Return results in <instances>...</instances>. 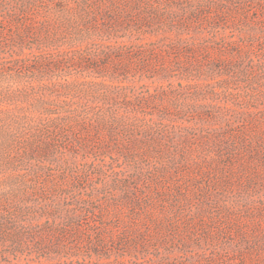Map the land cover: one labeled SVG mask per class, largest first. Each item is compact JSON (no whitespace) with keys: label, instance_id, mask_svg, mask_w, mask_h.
I'll use <instances>...</instances> for the list:
<instances>
[{"label":"trees","instance_id":"obj_1","mask_svg":"<svg viewBox=\"0 0 264 264\" xmlns=\"http://www.w3.org/2000/svg\"><path fill=\"white\" fill-rule=\"evenodd\" d=\"M3 6L14 14L0 20V36L8 22L20 45L30 36L54 37L55 21L82 9V25L71 31L102 37L104 50L91 67L99 74L135 69L160 81L178 77L181 86H208L216 78L227 85L233 65L240 67L256 43L264 53V0H0ZM206 28L238 31L244 39L217 42ZM115 89L102 96L117 109L150 110L147 116L162 107L158 95ZM235 111L226 127L207 135L199 123L182 125L177 134L162 116L147 127L146 140L129 137L122 146L100 138V123L78 125L86 147L122 158L129 168L110 188L59 204L50 226L27 234L37 241L36 252L56 254L48 264H264V109L250 103ZM128 117L134 127L147 126ZM192 139H204L198 156L211 143L215 157L195 159L188 152ZM137 141L154 145L164 165L146 170Z\"/></svg>","mask_w":264,"mask_h":264},{"label":"rangeland","instance_id":"obj_2","mask_svg":"<svg viewBox=\"0 0 264 264\" xmlns=\"http://www.w3.org/2000/svg\"><path fill=\"white\" fill-rule=\"evenodd\" d=\"M72 12L66 20L55 21L54 37L30 36L23 45L16 39L14 26L8 22L1 26L0 264H48L47 258H55L56 254L44 257L36 252L37 241L30 238L32 229L50 226L59 204L71 202L79 194L90 197L97 189L106 190L114 185L121 171H128L124 159L100 155L94 147H86L83 139H77V126L83 122L95 126L100 123V138L122 146L128 144L129 137L146 140V135L152 133L147 127L154 126L162 116L170 121V127L177 126V134L182 132L180 126L197 127L199 123L197 128L204 126L207 135L226 127L239 107L256 103L259 110L264 109V53L257 43L241 61V69L248 72H240V67L233 65L236 71L230 74L227 85H220L222 79L216 78L208 81V86H181L178 77L160 81L135 69H102L99 74L91 67L96 64L93 58L102 55L104 41L98 35L71 31L82 25L84 15L82 9ZM11 14V8L0 7V20H8ZM205 33L217 42L244 39L240 32L232 30L217 33L206 28ZM223 60L227 63L228 58ZM117 86L133 88L138 95H158L160 111L145 116L146 112L151 114L150 110L135 112L130 108L127 112L106 104L102 94L115 91ZM192 106H200V114L191 111ZM128 115L143 119L147 126H132L134 118L130 121ZM203 140L194 143L192 139L188 152L195 159L209 161L216 154L210 149L211 143L203 145L210 151L207 155L197 153ZM137 143V151L145 154L146 170L164 165L166 160L158 158L154 145ZM86 172L89 181L84 184L86 181L82 183L80 178ZM55 263L59 264L58 259Z\"/></svg>","mask_w":264,"mask_h":264}]
</instances>
